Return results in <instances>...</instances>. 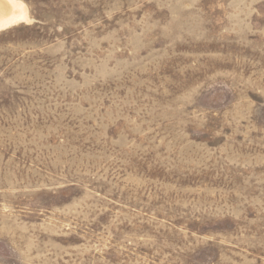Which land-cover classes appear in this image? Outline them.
I'll return each instance as SVG.
<instances>
[{"label": "rangeland", "instance_id": "374dc122", "mask_svg": "<svg viewBox=\"0 0 264 264\" xmlns=\"http://www.w3.org/2000/svg\"><path fill=\"white\" fill-rule=\"evenodd\" d=\"M21 1L0 264H264V0Z\"/></svg>", "mask_w": 264, "mask_h": 264}, {"label": "bare ground", "instance_id": "6f19581e", "mask_svg": "<svg viewBox=\"0 0 264 264\" xmlns=\"http://www.w3.org/2000/svg\"><path fill=\"white\" fill-rule=\"evenodd\" d=\"M27 5L21 0H0V32L31 22Z\"/></svg>", "mask_w": 264, "mask_h": 264}]
</instances>
